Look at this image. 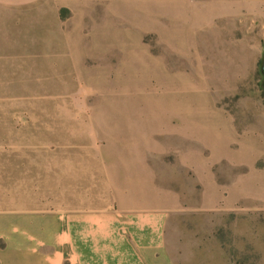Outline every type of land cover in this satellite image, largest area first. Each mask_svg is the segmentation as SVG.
I'll use <instances>...</instances> for the list:
<instances>
[{
    "label": "rangeland",
    "instance_id": "obj_1",
    "mask_svg": "<svg viewBox=\"0 0 264 264\" xmlns=\"http://www.w3.org/2000/svg\"><path fill=\"white\" fill-rule=\"evenodd\" d=\"M70 17L49 1L45 17H32L29 48L22 46L28 40L22 18L15 17L13 31L0 18L1 38L17 44L0 46V54L30 53L28 62L0 64V218L10 194L26 202L35 221L46 216L48 222L34 221L32 231L46 228L49 248L57 247L56 233L65 234L58 244L63 264H71L66 233L72 226L73 159L107 139L178 136L186 139L188 168L180 166L178 148L168 150L173 145L161 144L166 155L160 161L161 187L170 190L160 192L159 202L169 210L164 232L173 264H264V45L261 57H239L233 72L225 64L227 74L240 75H219L214 51L201 64L200 49L184 46L182 21L174 22L175 54L149 46L144 56L131 45L120 57L121 48L110 53L109 40L93 45L88 24L73 31L77 24ZM121 106L140 107V122L119 111L106 119L110 107ZM90 111L97 116L94 125L80 117ZM17 139L26 141L29 165L46 167L47 175L10 174L18 162L12 156ZM17 184L23 190L13 192Z\"/></svg>",
    "mask_w": 264,
    "mask_h": 264
},
{
    "label": "crops",
    "instance_id": "obj_2",
    "mask_svg": "<svg viewBox=\"0 0 264 264\" xmlns=\"http://www.w3.org/2000/svg\"><path fill=\"white\" fill-rule=\"evenodd\" d=\"M49 1L69 12L70 20L77 24H73V31H81L84 28L81 25L88 24V37L95 42L93 45L109 40L110 53L121 48L116 52L120 57L131 45L144 56L151 53L145 49L149 46L175 54L177 20L182 21L179 29L186 34L184 46L200 49L201 64H207L214 51L219 75H240L238 71L227 74L225 64H230L232 71L234 65L239 68V57L255 59L263 53L264 0H0L1 24L8 22L13 31L15 17L22 18L20 30L24 36L28 35L22 46L29 48L32 17H45ZM43 26L46 33L45 21ZM109 31L115 35H109ZM1 37L0 46L17 47L15 41ZM120 39L126 44H118ZM20 58L28 62L30 53L20 57L5 52L0 54V64L15 63ZM139 108L110 107L106 119L115 118L114 113L119 111L125 112V120L137 123ZM80 117L91 125L97 120L91 111ZM155 121L153 118L152 122ZM90 138L91 143H96V138ZM185 140L167 136L160 141L153 134L107 139L101 142L103 146L93 147V151L82 152L73 159L72 226L71 232L66 233L71 240V264H173L164 232L169 210L161 208L159 202L160 192L170 191L160 184V161L166 155L161 144L173 145L168 148L173 153L178 148V162L188 168ZM13 144L19 145L12 155L18 162L10 167L11 175H47L46 167L37 169L29 165L31 156L22 151L26 141L17 139ZM108 144H119V148L110 152L112 148L105 146ZM22 160L24 163L20 164ZM17 185L13 192L23 190ZM97 192L104 193L102 198L96 197ZM9 198L3 207L5 216L0 218V264H63L59 242L62 244L65 234L56 233L57 247L49 248L46 228L32 231L35 220L30 205L17 203L12 194ZM43 218L35 222L47 223L46 216ZM15 225H19V230Z\"/></svg>",
    "mask_w": 264,
    "mask_h": 264
},
{
    "label": "water",
    "instance_id": "obj_3",
    "mask_svg": "<svg viewBox=\"0 0 264 264\" xmlns=\"http://www.w3.org/2000/svg\"><path fill=\"white\" fill-rule=\"evenodd\" d=\"M261 75H262L261 87L264 89V57H263L262 66H261Z\"/></svg>",
    "mask_w": 264,
    "mask_h": 264
}]
</instances>
